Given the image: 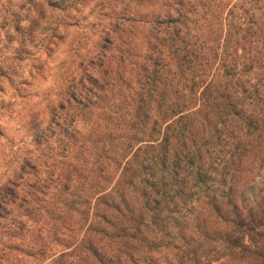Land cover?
Wrapping results in <instances>:
<instances>
[{
    "label": "trees",
    "instance_id": "obj_1",
    "mask_svg": "<svg viewBox=\"0 0 264 264\" xmlns=\"http://www.w3.org/2000/svg\"><path fill=\"white\" fill-rule=\"evenodd\" d=\"M125 11L0 186V264H264V0Z\"/></svg>",
    "mask_w": 264,
    "mask_h": 264
},
{
    "label": "rangeland",
    "instance_id": "obj_2",
    "mask_svg": "<svg viewBox=\"0 0 264 264\" xmlns=\"http://www.w3.org/2000/svg\"><path fill=\"white\" fill-rule=\"evenodd\" d=\"M122 1L0 0V110L5 112L0 186L29 152L35 155L43 148L33 142L35 128L41 121V126L48 124L73 78L101 51L107 35L115 39V18L124 10L146 18L165 0ZM245 243L250 245L248 239ZM207 250L204 264H255L220 246Z\"/></svg>",
    "mask_w": 264,
    "mask_h": 264
}]
</instances>
